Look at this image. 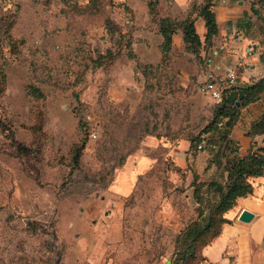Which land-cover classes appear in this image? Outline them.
<instances>
[{
    "label": "rangeland",
    "instance_id": "1",
    "mask_svg": "<svg viewBox=\"0 0 264 264\" xmlns=\"http://www.w3.org/2000/svg\"><path fill=\"white\" fill-rule=\"evenodd\" d=\"M205 1L0 0V264H200L222 211L206 224L195 191L217 198L199 183H224L221 135L222 166L234 150L197 88L203 54L232 31L204 32L195 52L175 35ZM240 26L264 42L263 25ZM198 138L207 155L177 163L169 146ZM195 220L206 226L183 257L176 237Z\"/></svg>",
    "mask_w": 264,
    "mask_h": 264
},
{
    "label": "crops",
    "instance_id": "2",
    "mask_svg": "<svg viewBox=\"0 0 264 264\" xmlns=\"http://www.w3.org/2000/svg\"><path fill=\"white\" fill-rule=\"evenodd\" d=\"M251 7L250 0H213V9L218 24V35L215 39L218 43L222 42L220 37L228 34L226 27L232 31L233 38L228 41L225 49L220 52L214 49L208 58L218 71L226 69L232 62H238L239 80H242V83L252 82L264 76V42L254 35H246L240 26L243 19L252 22L253 26H264V21L258 18L264 16V8L254 13ZM227 21L230 22L227 24ZM195 27L198 34L203 35L206 28L202 16L199 15L195 19ZM173 35L172 43L174 42ZM175 35L180 38V44H184L181 30ZM224 46V44L219 45L221 49ZM263 115L264 90L254 100L239 108L237 120L229 133L236 147L232 154L243 156L253 144L264 145V131L252 130L253 123ZM168 149L172 155L176 156L179 164L187 162L191 157L201 161L200 156L207 155L203 147L195 154L189 147L181 149L169 146ZM151 158V156L144 155L134 160L137 164L134 167L136 172H142L149 167ZM250 181L253 184V192L239 196L235 204L223 213L225 221L222 223L221 230L205 249L206 258L200 264H264V169L260 175L251 176ZM242 209L253 212L254 215L249 221L238 219Z\"/></svg>",
    "mask_w": 264,
    "mask_h": 264
},
{
    "label": "trees",
    "instance_id": "3",
    "mask_svg": "<svg viewBox=\"0 0 264 264\" xmlns=\"http://www.w3.org/2000/svg\"><path fill=\"white\" fill-rule=\"evenodd\" d=\"M253 12H256V7L252 4ZM199 15L203 17L205 24V40L210 41L212 37L218 32V24L215 17V11L212 8V0H206L199 8ZM161 31L160 34L163 36L165 43L163 47H168V44L172 42V29L170 27V21L167 17H161ZM181 32L182 38L185 46V50L195 52L199 45L201 44L200 36L195 28L194 18L185 17L181 22ZM206 54L203 55L202 60H204ZM264 90V76L254 80L252 82L243 83L242 85L235 86L227 90L221 101L214 102L216 104L215 110L219 113V119L217 123L220 122L221 118H226L225 126L230 130L235 124V118L231 117V112L237 111L241 106L254 100L259 94ZM252 130L256 132L264 131V115L253 123ZM229 136V134H228ZM221 143L218 145L216 153H214L213 159L217 168H221L226 171V177L224 183L217 184L216 179H210L208 182L201 181L199 186L212 185L217 189V198L215 200L207 197L206 195H199L198 189L195 191V197L199 204L200 213L204 210L209 211L208 220L206 224L213 222L211 212L215 209H221V225L219 227L218 233L221 230L222 223L225 221L223 213L231 208L236 199L239 196H245L253 192V184L250 181L251 176L260 175L264 169V145L256 146L253 144L249 151L243 156H237L233 154L232 158L226 162V165H221L219 158V149L222 146V140H224V134L220 136ZM230 138V137H229ZM202 139L198 138L192 145L189 146L190 149L205 147L200 143ZM230 143L234 142L229 139ZM210 143H213L212 141ZM199 145L201 147H199ZM234 145V144H233ZM256 146L255 148H252ZM236 147L234 146V149ZM213 160V161H214ZM207 194L210 193L208 189ZM206 225H201L197 220L188 224L184 229H182L176 237V248L181 249L182 256L186 257L190 254L189 249H187L192 241L198 236L202 228ZM217 233V234H218ZM206 257L204 256L203 260ZM201 260V261H203Z\"/></svg>",
    "mask_w": 264,
    "mask_h": 264
},
{
    "label": "built area",
    "instance_id": "4",
    "mask_svg": "<svg viewBox=\"0 0 264 264\" xmlns=\"http://www.w3.org/2000/svg\"><path fill=\"white\" fill-rule=\"evenodd\" d=\"M248 52L249 48H248ZM205 70L200 75L197 88L198 91L212 100V102L221 101L224 95L232 87L242 85L239 80V64L232 62L226 69L222 71L216 70L210 58H204ZM199 147H201L199 145Z\"/></svg>",
    "mask_w": 264,
    "mask_h": 264
},
{
    "label": "water",
    "instance_id": "5",
    "mask_svg": "<svg viewBox=\"0 0 264 264\" xmlns=\"http://www.w3.org/2000/svg\"><path fill=\"white\" fill-rule=\"evenodd\" d=\"M253 215V212L247 209H242L238 215V219L242 221H249L253 217Z\"/></svg>",
    "mask_w": 264,
    "mask_h": 264
}]
</instances>
